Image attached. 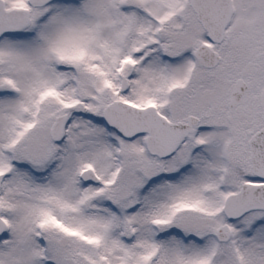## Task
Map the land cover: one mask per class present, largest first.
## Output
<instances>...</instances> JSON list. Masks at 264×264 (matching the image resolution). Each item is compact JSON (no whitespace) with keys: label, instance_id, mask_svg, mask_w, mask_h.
Returning a JSON list of instances; mask_svg holds the SVG:
<instances>
[{"label":"snow or ice","instance_id":"snow-or-ice-1","mask_svg":"<svg viewBox=\"0 0 264 264\" xmlns=\"http://www.w3.org/2000/svg\"><path fill=\"white\" fill-rule=\"evenodd\" d=\"M0 264H264V0H0Z\"/></svg>","mask_w":264,"mask_h":264}]
</instances>
